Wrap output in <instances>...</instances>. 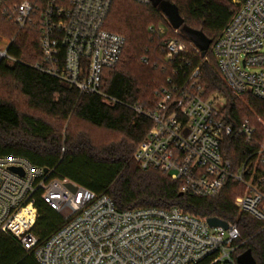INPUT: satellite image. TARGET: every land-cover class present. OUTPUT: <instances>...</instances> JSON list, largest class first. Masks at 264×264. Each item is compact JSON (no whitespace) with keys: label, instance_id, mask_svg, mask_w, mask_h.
I'll return each mask as SVG.
<instances>
[{"label":"built area","instance_id":"1","mask_svg":"<svg viewBox=\"0 0 264 264\" xmlns=\"http://www.w3.org/2000/svg\"><path fill=\"white\" fill-rule=\"evenodd\" d=\"M112 2L0 0V13L18 30L39 32L41 61L35 68L80 94L116 103L101 89L103 71L119 62L125 45L123 35L104 26ZM232 3L233 14L209 50L232 94L264 100V0ZM13 38L0 50V61L16 60L8 54ZM163 50L168 61L186 51L172 38L163 41ZM198 69L181 83L169 79L156 89L153 109L128 105L151 122L132 158L142 170L168 174L182 193L213 198L229 179L235 181L243 188L234 199L237 211L258 220L264 230V141L231 169L221 139L232 134L251 142L255 128L248 119L234 124L213 106L198 81ZM52 173L21 156H0V233L32 253L37 264H238L236 257L245 250L249 238L241 236L237 222L211 227L207 218L177 207L120 211L108 195ZM38 198L63 219L42 241L32 231Z\"/></svg>","mask_w":264,"mask_h":264},{"label":"trees","instance_id":"2","mask_svg":"<svg viewBox=\"0 0 264 264\" xmlns=\"http://www.w3.org/2000/svg\"><path fill=\"white\" fill-rule=\"evenodd\" d=\"M166 1L175 5L182 24L200 30L212 41L234 11L231 0ZM117 22L125 27L120 31L125 45L119 62L105 69L101 79L102 91L118 101L109 103L97 94H80L75 87L35 68L33 65L41 61L39 32L29 27L18 30L0 13V34L8 39L14 37L8 54L16 59L0 61V76L13 79L26 98L27 107L57 120L75 117L119 134L117 139L100 142L81 128H70L62 136L48 122L20 113L15 104L0 97V156L24 157L36 166L52 170L53 176L67 178L97 194H106L120 211L177 207L200 218L237 222L241 236L249 238L244 249L251 251L256 264H264L261 223L249 214L239 213L234 205L235 197L243 190L241 185L229 179L217 196L201 197L182 193L179 183L166 173L140 169L132 154L151 122L128 107L138 104L145 110L153 109L158 100L154 94L156 89L166 86L169 79L183 82L198 67V81L205 97L221 96L224 99V106L219 109L221 113L234 124L248 119L255 128L251 142L246 143L232 134L221 139V153L229 160L231 169L236 170L255 150L256 143L264 141V125L251 117L254 113L264 120V100L250 93L240 95L245 97L240 100L232 94L219 76L209 48L202 55L200 50L195 53L190 46L174 60H165L163 41L171 38L175 29L152 0L147 4L113 0L104 26L112 31ZM178 31L188 43L192 42L187 34ZM209 56L213 64L208 62ZM35 205L38 217L32 231L42 241L62 226L63 219L39 198ZM0 264L37 262L33 254L23 250L12 237L0 233Z\"/></svg>","mask_w":264,"mask_h":264},{"label":"rangeland","instance_id":"3","mask_svg":"<svg viewBox=\"0 0 264 264\" xmlns=\"http://www.w3.org/2000/svg\"><path fill=\"white\" fill-rule=\"evenodd\" d=\"M231 4L234 8V5L231 0ZM114 10V9H112ZM112 10L110 12V15L112 14ZM119 13L118 11H115ZM163 16V15H162ZM110 17V16H109ZM164 17V16H163ZM116 19L119 18L118 16L115 17ZM114 19V18H113ZM122 27L125 29L123 24H120L117 22L116 28H111L112 31L120 33L122 30ZM122 32V31H121ZM171 38L176 39L178 42L182 43L185 47V49L189 48L190 45L185 39L183 35L180 34L179 31H172L171 32ZM183 36V37H182ZM170 39V38H168ZM9 40L6 36L0 34V50H3L5 46L7 45ZM208 53H210V50H208ZM164 59L166 60L165 56ZM164 60V61H165ZM208 62L210 64H213V58L208 57ZM40 61H37L39 63ZM120 67V66H118ZM163 69V67H161ZM216 70V69H215ZM0 97L15 104L17 108L19 109L20 113H29L32 115H35L42 120L48 122L51 124V126L58 131V133L62 134L64 136L66 134L67 129L70 128H81L82 130L88 132L89 135H91L94 139L100 141V142H106L109 140L117 139L119 137V134L115 131H109L105 130L103 128H97L94 126H91L90 124L83 122L75 117H69L67 120H57L54 117L45 115L41 112H37L34 110H31L26 105V98L19 92L17 84L13 81V79L9 76H0ZM240 100H245V97L238 96ZM212 104L216 109H221L224 106V99L221 96L213 97ZM251 117L256 121L264 125V120L262 117L252 113Z\"/></svg>","mask_w":264,"mask_h":264},{"label":"water","instance_id":"4","mask_svg":"<svg viewBox=\"0 0 264 264\" xmlns=\"http://www.w3.org/2000/svg\"><path fill=\"white\" fill-rule=\"evenodd\" d=\"M152 1L160 9V11L168 18L174 29L175 30L179 29L181 32L187 34L191 38L195 46L198 48V50L201 51V54L204 55L205 52L208 50L212 40L208 39L200 30H194L189 28L187 25L182 24V20L178 16L175 5L171 4L169 1L166 0H152ZM206 221L211 227L222 226L223 228H225L227 225L225 221L216 217L207 218ZM236 261L238 264H256L249 249H245L242 253H240L236 257Z\"/></svg>","mask_w":264,"mask_h":264}]
</instances>
